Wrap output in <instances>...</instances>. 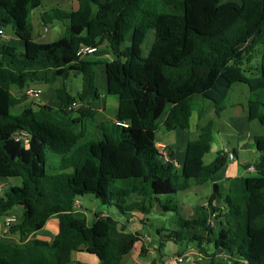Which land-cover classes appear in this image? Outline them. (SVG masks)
Segmentation results:
<instances>
[{
  "label": "trees",
  "instance_id": "trees-1",
  "mask_svg": "<svg viewBox=\"0 0 264 264\" xmlns=\"http://www.w3.org/2000/svg\"><path fill=\"white\" fill-rule=\"evenodd\" d=\"M43 1L0 0V29L10 27L19 43L0 39V178L21 182L0 196V217L22 208L7 232L17 240L0 237V264H70L81 250L97 264H124L140 241L126 224L134 213L147 216L155 206L176 217L172 228L155 231L159 253L168 243L180 253L195 244L208 256L205 264H219L218 255L230 264H264V0H76L73 11L55 7L39 15L43 26L61 28L56 41L40 45L32 41L30 19ZM150 32L154 38L142 56ZM102 44L113 56L104 74L107 94L118 100L114 120L90 108L99 99L96 63L76 55L82 46L97 51ZM255 50L259 76L248 77L244 63ZM71 74L82 81L74 96L66 87ZM237 83L253 94L247 117L261 124L263 135L254 139L256 175L230 179L223 196L213 181L226 165L225 154L218 152L208 165L203 161L213 142L212 122L197 127L179 171L163 162L155 135L163 115L167 132L188 129L193 112L203 117L204 101L219 117ZM32 84L53 86L60 109L28 105L12 115L21 101L11 88L22 91ZM75 101L79 108L68 111ZM85 120L92 134L82 142ZM15 132L26 133L28 143L14 141ZM50 155L59 157L55 173L47 171ZM206 182L212 183L206 206L182 217L177 193ZM90 195L125 222L107 216L88 224L75 216L77 198ZM218 199L222 207L214 206ZM211 215L215 228L208 224ZM52 218L58 223L55 236L37 239Z\"/></svg>",
  "mask_w": 264,
  "mask_h": 264
},
{
  "label": "rangeland",
  "instance_id": "rangeland-1",
  "mask_svg": "<svg viewBox=\"0 0 264 264\" xmlns=\"http://www.w3.org/2000/svg\"><path fill=\"white\" fill-rule=\"evenodd\" d=\"M49 1H55L49 2ZM76 1V0H75ZM228 1H237V0H221V3H226ZM74 4V0H44L42 2L41 7L35 9L31 13V25H32V41L34 43L43 45V44H49L58 39V37L61 34V28L57 24H51L47 26V29L42 28V24L39 20V15L46 10H49L51 8L58 7L60 9L69 11L71 8V5ZM5 35L8 37L7 41L10 42L11 45L16 44L19 46L18 41L14 42L15 36L11 30L10 27H6L4 29ZM154 38V33L150 32L147 34L143 44H142V56H146L149 48L152 44ZM129 43V38L126 41V44L128 45ZM100 50L104 51V48H99ZM260 49V48H259ZM85 60L91 63H95L97 61L98 57L97 54H90L86 55L84 57ZM99 59H102L101 57ZM259 64H260V53L255 50L253 53V56L248 63H244V68L246 70L245 75L248 77H257L259 76ZM92 71L94 74V80L97 82L96 86L98 87L99 90L102 89L103 85L101 84V78L104 79L105 75L103 73V68L101 67L100 64H94L92 67ZM82 86V81L80 76H74L70 75V77L66 81V87L67 91L69 94L74 96L77 92L81 90ZM42 89H44V86H41ZM51 90H53V87H50ZM112 98H116V96L109 95ZM25 97V96H24ZM253 97V94L249 91V88L245 84L237 83L234 84L231 89L229 90L227 99L225 101V109L222 111L219 117H216L214 114V109L212 105L210 104L209 101H204L203 106L205 107V113L202 118L196 119V112H194V117H192L191 123L195 124L196 121L198 122L199 126H202L208 122H212L213 127H212V132H213V141H214V146H216L218 149H236L238 153V160L239 162L243 161V157H246L244 160L250 162V155L248 154L247 151H240L239 146L241 143L245 142L246 138V131L242 130L243 126L245 127L248 123V117H247V103L248 100ZM26 99H33L34 101H38L40 99H34L30 97H25ZM30 105H32L29 102ZM109 105V101H108ZM19 111L18 107H15L10 110V113L12 115H16ZM164 116V115H163ZM161 116L159 120L157 121L159 127L156 131V141H162L163 138H165L166 135L168 136H173V133L165 131V129L162 127V118ZM256 125L259 123L257 121H254ZM88 133L89 137L92 134V124H88ZM181 132V133H179ZM176 134H180V136L176 139V145L181 144V138L190 137L189 139L193 140L197 137L198 132L188 134L184 133L183 131H178ZM262 134V133H261ZM262 136V135H261ZM254 149V147H251ZM254 152L257 151L254 149ZM247 154V156H246ZM258 155V154H257ZM55 155H50L49 162H48V167L47 171L48 173H53L57 169V158L53 157ZM216 156V153L214 151V147L212 148V151L207 153L203 160L205 164H210ZM243 158V159H242ZM256 157L254 158V160ZM253 160V161H254ZM235 163L236 159H235ZM177 171H179V168H176ZM256 174L255 172H249L247 173L248 177H254ZM0 181H2L0 179ZM8 182H11L12 184L15 185H20V180L18 178H10L8 179ZM222 184H220L221 186ZM221 192L223 191L222 188L220 187ZM212 193V183L211 182H206L203 185H195L191 184L190 187L185 190L178 192L176 195V199L178 201V207H179V213L182 217L188 218L189 213L191 211V208L194 207L195 205L201 204L202 202H205L208 200ZM77 202L81 203V208L75 207V216L79 218H84L83 212L87 214V223L91 224L93 220H96L97 218L101 217H107L110 216L116 220L119 221H124V217H120L117 215L115 210L113 208H108L104 207L99 204V202L91 198L89 196H80L77 198ZM216 204V203H215ZM157 208V207H156ZM22 213V208L19 206L13 207L10 211L9 214L11 216H15L16 218H19ZM134 216L136 217V221L132 224L134 228H142L145 230H162V229H168L172 228V224H175V214L173 213H165L160 215L157 212H152L146 216V219H142V215L139 213H135ZM173 216V217H172ZM141 218V219H140ZM144 218V217H143ZM142 220V221H140ZM173 220V221H172ZM2 222V217H0V223ZM142 222V223H140ZM55 220H49L46 224V228L43 229L42 234L45 233H53V230L55 229ZM55 231V230H54ZM136 232V231H135ZM141 236H139V239L141 241L140 244H135V248L138 249L140 248L139 245H142L141 247L144 248L145 252V243L148 242V237L145 235L146 232H139ZM171 243H168L164 250H162L161 253L158 252V246L154 247L152 244L147 243L146 246L151 248L153 251L156 253V257L158 259V263L161 261L162 257L164 255H168L170 252L172 257H183L185 260L190 257L191 260L189 261H183L182 263L176 262L174 260L175 264H205L207 260H209L208 256H204L202 253L199 252L197 246L195 244H191L186 250L183 251V253L179 251L178 247L173 245ZM175 246V247H174ZM204 248L208 254L212 253V245L211 244H205ZM151 251V250H149ZM179 253V254H178ZM144 255V253H142ZM130 257V256H128ZM145 257V256H143ZM219 264H230V262L224 258L222 255L217 256ZM127 260V259H126ZM94 262L95 259L94 257H90L86 254H73V261L70 264H91V262ZM137 261H139L137 259ZM140 262V261H139Z\"/></svg>",
  "mask_w": 264,
  "mask_h": 264
},
{
  "label": "crops",
  "instance_id": "crops-1",
  "mask_svg": "<svg viewBox=\"0 0 264 264\" xmlns=\"http://www.w3.org/2000/svg\"><path fill=\"white\" fill-rule=\"evenodd\" d=\"M49 2L55 3V1H49ZM70 8L71 9L69 11H73V10H75L77 8V4H76L75 0H74V4L71 5ZM39 20H40V18H39ZM42 28L45 30V29H47V26H43L42 25ZM12 41L16 42L17 40L14 39ZM99 48H104L103 49L104 51L100 50ZM95 53L97 54V57H98V59H97V61H95V63L101 65V67L103 68V73H104V64L108 63V62H111L113 60V56L110 53L109 49L107 48L106 44L100 45L97 48V51ZM100 57L102 59H99ZM100 81H101V84L103 85L102 89L99 90L98 87L96 86L97 90H98L99 99L97 101L91 102L90 103V108L102 113L106 118L114 120L115 119V115L117 113L118 100H117V98H112V97H110L107 94L105 78L104 79L101 78ZM96 84H97V82L95 81V85ZM41 86H44V89H42ZM28 87H32V88L40 90L41 91V99L38 100V101H34L33 99H29L28 100V99L25 98L26 96L23 94L25 88L22 91H20L17 88L12 87L11 88V93L17 99H19L21 101L19 105L15 106V107L19 108V111H18L17 114H19L25 106L30 105L29 102L32 104V106L47 105V106L51 107L52 109H54L56 111L60 109L61 104H60L58 98L56 97L55 88L53 86L45 85V84H32V85H30ZM50 87H53V90H51ZM108 101H109V105H108ZM194 114H192L191 117H190V123H189V128L188 129L172 131L171 133H173V136L166 135L165 138L162 139V141H156V137H155L156 146L158 148L164 147V148L168 149L172 153L173 159L178 163V165H179L178 168L179 169L181 168L182 162L184 160L186 145L191 139H189L190 137H187V136L185 138H181V144L177 146L176 145V143H177L176 139L180 136V134H176V133L178 131H183L184 133H188L190 135L192 133L197 132V127L199 126L198 122L196 121L195 124L191 123V120H192V117H194ZM164 118H165V116H163L162 121L164 120ZM196 119H198V118L196 117ZM89 123L91 124L90 120H85L84 121V127H85L86 135H85V138L83 139L82 142H85V141H87L90 138L89 137V133H88V127L89 126H87ZM247 123L248 124L245 127L243 126V128H242V130L246 131V133H247L246 134V138H245V142L241 143V145L239 146V149H240V151H247L248 152V154L250 155V162L244 160L246 157H243L244 158V159L242 158L243 161L239 162L238 153H237L236 149H229V148L218 149L216 146H214V141L211 143V147H210V151L209 152H211L212 148L214 147V151L216 153V156H217L218 152H221V151L225 154L226 158H227V152H232L234 154V160H228L227 159L226 165L216 174L215 180L213 181V182L217 183L219 186H220V184H222L221 188H222L223 191L221 192V194L223 196L226 195L227 192H228L229 180L230 179L248 177L247 173L254 172V171H249L248 167L252 166V164L258 158V155L256 154V152H254V149H255L254 139L256 137H260L261 135H263V127L261 126V124L259 122H258L259 123L258 125H256L254 121H250V120H248ZM179 133H181V132H179ZM251 147H254V149H252ZM216 156H215V158H216ZM246 156H247V154H246ZM53 157L57 158V163H58L57 167H56L57 169H53V170H55L54 171V173H55L58 170V168H59V157H57V156H53ZM255 157H256V159L254 160ZM235 159H236L237 163H235ZM48 161H49V158H48ZM0 179L2 180V181H0V196H2L10 187L19 186V185L12 184L11 182H8V179H2V178H0ZM206 202L207 201L202 202L201 204L195 205L194 207H196V206H205ZM213 204H214V206H218V207L221 206L222 207L224 202H223L222 199H218V200H215ZM75 207L81 208V203L77 202ZM194 207L191 208V211L189 213L188 218L191 217ZM153 210H154V212H157L160 215H162L161 211L158 208H156V206L154 207ZM74 213H75V211H74ZM9 215L10 214H8L7 216H9ZM83 216L87 220V214L85 212H83ZM136 217H138V216H134L133 215V217H131L129 219V222L126 224L127 225V229L131 233L137 234L138 237L141 236V234L139 233L140 231L146 232L145 235H147V237H148V242L145 243L144 255H142V252H141V246L142 245H139L140 248H138V249L133 247L132 251L128 255L130 257H128V256L125 257L124 264H150L152 262H155V264H159L157 262L158 261V259L156 257L157 255H156L155 251H153L155 249L152 250L151 248L146 246L147 243L152 244L154 247L158 246V242H157V239L155 237V231L157 229L156 230H145V229L138 228V227H136V228L132 227L133 226L132 224L134 223V221H136L135 220ZM143 217H142L143 220L146 219V216H143ZM3 220H4V217H2V222L0 223V237H7V238H11V239L17 240V236L16 235H10L4 229ZM49 220H55L56 221L55 229H54L55 231L53 230V233L42 234L43 229L46 228V224H47L46 223L45 226L43 227V229L35 234V237L37 239L42 240V241H50L55 236V234L57 233V229H58L57 220L55 218H52V219H49ZM140 221H142V220H140ZM119 222H121V223L123 222L124 223V221H119ZM140 223H142V222H140ZM140 243H141V241L137 242L136 244H140ZM149 250H151V251H149ZM73 254H86V255H88L90 257H94L95 261L94 262L90 261L91 264H97L98 263V259L95 256L90 255V254L86 253L83 250H81L79 252H74ZM73 254L71 256L72 261H73ZM143 256H145V257H143ZM137 259L140 262L137 261ZM174 260H175V257H172L171 253L169 252L168 255H164L162 257L160 262H161V264H175ZM190 260H191V258L188 257L185 261H189L190 262Z\"/></svg>",
  "mask_w": 264,
  "mask_h": 264
},
{
  "label": "built area",
  "instance_id": "built-area-1",
  "mask_svg": "<svg viewBox=\"0 0 264 264\" xmlns=\"http://www.w3.org/2000/svg\"><path fill=\"white\" fill-rule=\"evenodd\" d=\"M0 39H7L5 32L1 29H0ZM95 52H96L95 47L82 46L77 51L76 55L79 58H83L86 55L94 54ZM23 94L27 97H30V98L41 99V91L38 89L32 88V87L25 88ZM79 105H80L79 101L72 102L70 104V106L67 108V110L68 111L76 110L79 108ZM12 138L14 141L20 142L21 144H27L28 140H29L28 135L26 133H23V132H15L13 134ZM159 154L161 155V158H162L164 163L171 164L175 168L179 167L178 163L173 158L170 157L168 149H166L164 147H160L159 148ZM227 159L228 160H234V154L232 152H227ZM248 170L254 171V167L249 166ZM17 221H18V218H16L15 216H10V215L5 216L4 220H3L4 229L8 232L9 229L11 228V226H13ZM208 224H209L210 228H215L216 223L214 221V215L210 216V218L208 220ZM175 260H176V262L181 263L184 261V258L183 257H176Z\"/></svg>",
  "mask_w": 264,
  "mask_h": 264
},
{
  "label": "water",
  "instance_id": "water-1",
  "mask_svg": "<svg viewBox=\"0 0 264 264\" xmlns=\"http://www.w3.org/2000/svg\"><path fill=\"white\" fill-rule=\"evenodd\" d=\"M92 195H90V197H91Z\"/></svg>",
  "mask_w": 264,
  "mask_h": 264
}]
</instances>
